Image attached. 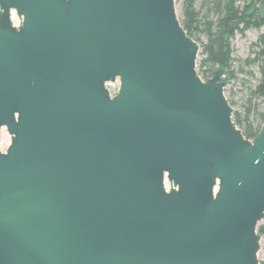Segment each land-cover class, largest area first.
I'll return each instance as SVG.
<instances>
[{
	"label": "water",
	"instance_id": "1",
	"mask_svg": "<svg viewBox=\"0 0 264 264\" xmlns=\"http://www.w3.org/2000/svg\"><path fill=\"white\" fill-rule=\"evenodd\" d=\"M199 50L174 0H0V264H259L264 122Z\"/></svg>",
	"mask_w": 264,
	"mask_h": 264
},
{
	"label": "trees",
	"instance_id": "2",
	"mask_svg": "<svg viewBox=\"0 0 264 264\" xmlns=\"http://www.w3.org/2000/svg\"><path fill=\"white\" fill-rule=\"evenodd\" d=\"M263 8L264 0H201L199 5L196 0H182L180 3L179 21L187 35L200 45L197 72L200 78H209L219 66L226 70L230 81L237 79L245 88L232 119L248 140L257 135L264 122V33L250 43L245 58H234L231 41L250 29L264 28ZM254 65L257 76L251 69ZM238 74L243 77L238 78ZM257 232L264 233V226L259 225Z\"/></svg>",
	"mask_w": 264,
	"mask_h": 264
},
{
	"label": "rangeland",
	"instance_id": "3",
	"mask_svg": "<svg viewBox=\"0 0 264 264\" xmlns=\"http://www.w3.org/2000/svg\"><path fill=\"white\" fill-rule=\"evenodd\" d=\"M182 0H174L175 3V9L178 16V19L181 20V11H180V3ZM201 0H196V5H199ZM261 14L264 16V8L261 10ZM12 21L14 25L18 24V19L15 16V14L12 15ZM261 33H264V28H261L259 30L256 29H250L247 32H245L244 36L236 35L232 41V48H233V56L234 58H245L248 55L249 52V45L251 42L255 41L257 36ZM200 61V56L198 55L196 60V71L198 72V64ZM251 69L254 71L255 76H257V67L254 65L251 67ZM243 77L242 74H238V78ZM250 78L248 77V80ZM250 82L254 83V79L249 80ZM109 93L111 96L115 95V93L118 90V82L115 83H109L106 85ZM231 90V94L227 91ZM246 93L245 88L241 85V82L237 79H234L232 81H229L228 85L224 89V94L228 102H233L236 104H233L231 107L233 109V112L236 111L239 107V101L241 97ZM230 104V103H229ZM10 137L5 129H2L1 131V142H0V148L2 151H4L7 146L9 145ZM259 225L264 226V221H261ZM261 235L260 240V250L258 252L257 258L259 264L264 263V233H259Z\"/></svg>",
	"mask_w": 264,
	"mask_h": 264
}]
</instances>
